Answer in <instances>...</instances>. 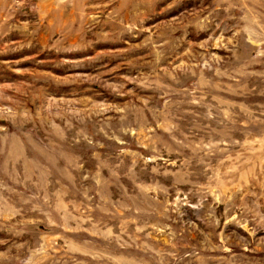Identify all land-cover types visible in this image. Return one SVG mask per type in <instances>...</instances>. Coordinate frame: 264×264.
Wrapping results in <instances>:
<instances>
[{"label": "rangeland", "instance_id": "1", "mask_svg": "<svg viewBox=\"0 0 264 264\" xmlns=\"http://www.w3.org/2000/svg\"><path fill=\"white\" fill-rule=\"evenodd\" d=\"M0 264H264V0H0Z\"/></svg>", "mask_w": 264, "mask_h": 264}]
</instances>
